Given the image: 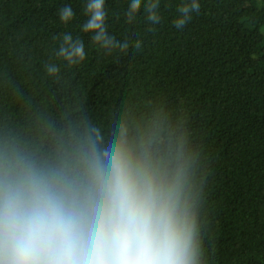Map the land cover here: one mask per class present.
Returning a JSON list of instances; mask_svg holds the SVG:
<instances>
[{"label":"trees","instance_id":"obj_1","mask_svg":"<svg viewBox=\"0 0 264 264\" xmlns=\"http://www.w3.org/2000/svg\"><path fill=\"white\" fill-rule=\"evenodd\" d=\"M195 2L177 28L193 0H159V23L147 18L156 0L131 21L132 0H105L122 50L83 30L88 0H0V174L73 169L123 135L183 167L203 264H264V0ZM64 34L83 42V61L58 55Z\"/></svg>","mask_w":264,"mask_h":264},{"label":"clouds","instance_id":"obj_2","mask_svg":"<svg viewBox=\"0 0 264 264\" xmlns=\"http://www.w3.org/2000/svg\"><path fill=\"white\" fill-rule=\"evenodd\" d=\"M158 6L159 0L147 5L153 23L160 22ZM199 7L195 0L181 7L176 27ZM140 8L141 0H132L129 21ZM86 11L83 30L95 42L128 48L107 34L105 0H88ZM59 16L72 20V7H62ZM63 41L59 56L69 64L85 59L82 41L70 34ZM199 237L183 167L170 169L123 135L104 147L92 143L73 169L25 163L0 174V264H203Z\"/></svg>","mask_w":264,"mask_h":264}]
</instances>
